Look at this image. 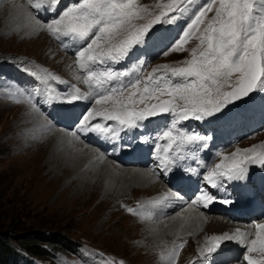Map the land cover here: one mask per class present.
Instances as JSON below:
<instances>
[{
  "label": "snow or ice",
  "instance_id": "6c2138e0",
  "mask_svg": "<svg viewBox=\"0 0 264 264\" xmlns=\"http://www.w3.org/2000/svg\"><path fill=\"white\" fill-rule=\"evenodd\" d=\"M27 3L36 14H54L50 21L42 23L36 19V23L55 39L67 37L85 45L76 52V65L83 74L77 79L90 91L83 93L79 88H73L64 97L49 99L72 105L95 94V104L112 103L111 109H90L79 117L72 135L94 133L101 139L115 142L122 130L140 127L150 117L169 114L170 125L157 134L154 148L157 167L165 174L181 158L183 149L193 145L207 149L212 139L183 129L180 127L183 122L214 117L257 88L264 90V0H208L193 14L194 18L169 49L172 52L190 51V59L180 67L159 66L147 78L142 76L143 60L125 71H113L111 67L96 71L94 66L119 63L134 46L151 38L149 33L154 25L174 23L178 16L170 14L187 13L188 8L184 5L193 3V0L159 3L156 5L160 9L158 14L139 4L138 0H75L58 13L62 0H27ZM209 12L214 14L209 17ZM139 20L147 22L138 25L136 21ZM192 39L198 43L191 49L186 48ZM163 54L167 55L168 51ZM47 75L50 79H58L50 73ZM129 76L133 79L124 83L122 78ZM126 91L128 95L125 97ZM163 96L169 98L161 99ZM24 98L32 103L30 95ZM152 99L159 102L139 110L135 107ZM109 121L116 122L119 127L110 125ZM260 147L264 149V145ZM217 155L222 156L220 163L214 167L202 165L206 167L203 181L211 188H221L224 181L245 179L250 164L264 166V150L257 152L256 146L237 149L228 156L222 152ZM193 158H196L194 153ZM216 200L215 194L202 188L191 204L208 208ZM220 202L231 203L229 200ZM128 211L135 214L131 208ZM249 235L237 229L233 235L225 233L209 237L201 254L206 258V254L215 253L225 242L236 241L246 249L243 260L247 264H264V224L256 225L254 239H247ZM183 247L180 244L173 249L170 253L173 260ZM254 252L259 253V258L251 255Z\"/></svg>",
  "mask_w": 264,
  "mask_h": 264
},
{
  "label": "rangeland",
  "instance_id": "374dc122",
  "mask_svg": "<svg viewBox=\"0 0 264 264\" xmlns=\"http://www.w3.org/2000/svg\"><path fill=\"white\" fill-rule=\"evenodd\" d=\"M149 1L153 0H138V3L144 5ZM17 8L15 2L0 3V69H2L0 70L2 75L0 78L2 92L0 96V229L11 231L14 235L12 237L16 240L19 237L23 240L26 238V229L34 231L49 229L54 234L64 235L71 241L83 245L80 256L82 260L67 250L56 247V254L48 259L51 264H100L101 260L98 256L102 252L120 259L121 264H166L160 257L169 251L176 238H179L180 244L184 247L179 251L173 264H191L199 256L201 252L199 245L203 243L201 240L205 236L231 234L228 230L230 226L225 223L224 227L203 231L200 238L194 237L193 233L154 238L148 221L141 216L126 213L125 208L157 189L149 186L126 188L123 198L118 195L106 197L102 194L86 198L83 192L78 196L71 195L74 191L66 184L70 179L75 178L73 175L62 176L60 169L54 172V177L47 174L48 168L44 163L49 156L43 155L41 149H36L37 146H31L26 140L21 139L23 129L20 125L22 118L19 117L29 113V110L25 102H17L11 96V74L19 67L26 73L38 72L35 66L26 62L32 58L62 75L65 74L66 63H63L60 54L54 55L43 34L27 33L25 32L27 29L22 32H12L14 28L20 29L19 24L5 29L2 27L6 18L20 15V9ZM211 13L209 12L208 15ZM195 42L196 40L192 39L185 47L191 49ZM189 52H172L158 62L180 65L190 59ZM9 64H13L14 67ZM31 118L30 125L38 121L36 130L48 135V127L42 118L40 116L36 119L32 116ZM30 125L25 128L32 131ZM13 127H18L17 133L13 132ZM41 145L44 144H38ZM111 166L115 167L113 164ZM125 168L130 167L125 166ZM37 235L38 232H35L27 239L33 241ZM9 242L14 250L9 252V258L0 259V264H33L23 258L24 255L33 256L29 250L14 243V240ZM83 255L88 256L87 261L83 260ZM35 258L43 257L35 255Z\"/></svg>",
  "mask_w": 264,
  "mask_h": 264
},
{
  "label": "bare ground",
  "instance_id": "6f19581e",
  "mask_svg": "<svg viewBox=\"0 0 264 264\" xmlns=\"http://www.w3.org/2000/svg\"><path fill=\"white\" fill-rule=\"evenodd\" d=\"M10 11L12 12V10ZM4 12L5 10H3V13ZM18 20H21V22L19 23ZM24 22L25 20L22 19L19 14H16L15 18H12L11 16L6 18L2 23V27L5 29L6 27L10 28L19 24L20 29L14 28L11 31L22 32L27 29V27L23 25ZM11 31L9 34H11ZM32 41L28 42L31 43ZM16 112L13 114L12 118H14ZM35 113L36 112L33 110H29V113L23 114V116L19 117L22 118V122L20 123L21 129H23L21 132V139L26 140L31 146H37V150L41 149L43 155L47 154L49 156L46 160L47 162L44 163L48 168L47 174L54 177V172L60 169V175L68 177L73 175L75 177L72 180L70 179L69 183L66 184L70 185L72 191H74V194L71 195L78 196L79 193L83 192L84 195H86V198L98 194H102L106 197L109 195H118L123 198L126 193V188L134 189L149 186L157 189L158 184L155 181V178L149 176L145 170L125 168L123 165L117 166L108 160H101L93 148L83 146L76 142L72 143L71 138L60 130H48V135L42 134L41 137L39 133L34 132L39 123H32V125H30L32 119L31 116L37 115V113ZM155 120L158 121V117L155 118ZM29 125L32 127V131L25 128ZM12 130L14 133H17L18 127H13ZM38 144L44 145L38 146ZM36 149L33 150L36 151ZM111 164L115 165L116 168L111 166ZM139 206L138 215L143 219H146L149 223L148 225H151L150 232L153 233L154 238H159L161 236L177 237L188 233H193L194 237L199 236L198 238H200L201 235H203V231L206 232L216 228L218 229L219 227H224L226 223L223 220L218 219L215 215L198 213L191 208H181L174 214L161 216L163 211H166L163 208L164 205L162 207L157 204L147 206L140 202ZM144 211H147L148 215L145 214ZM158 229L159 231H157Z\"/></svg>",
  "mask_w": 264,
  "mask_h": 264
},
{
  "label": "trees",
  "instance_id": "16d2710c",
  "mask_svg": "<svg viewBox=\"0 0 264 264\" xmlns=\"http://www.w3.org/2000/svg\"><path fill=\"white\" fill-rule=\"evenodd\" d=\"M25 232L26 238L24 239V241L23 239H20L21 237H19L18 240L12 237L14 235H12L11 231L0 229V259H3L5 257L9 258V252L11 250H14L9 240H14V243L18 244L25 250H29L32 255H37L39 257H45L47 255V252L42 248V245H48L52 249H56L57 247L65 250H69L74 246L73 241L64 237V235L54 234V232L49 229H39L36 231L26 229ZM35 232H38L36 239L33 241L28 240L27 238L33 236Z\"/></svg>",
  "mask_w": 264,
  "mask_h": 264
}]
</instances>
